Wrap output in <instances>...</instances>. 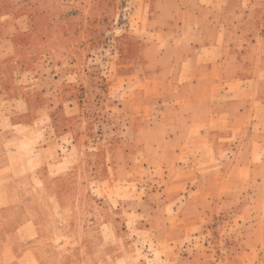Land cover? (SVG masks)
Returning a JSON list of instances; mask_svg holds the SVG:
<instances>
[{"label": "rangeland", "instance_id": "374dc122", "mask_svg": "<svg viewBox=\"0 0 264 264\" xmlns=\"http://www.w3.org/2000/svg\"><path fill=\"white\" fill-rule=\"evenodd\" d=\"M185 1L0 0V91L14 85L23 97L40 91L47 100L75 99L68 113L75 112L77 119H68V125L78 130V138H55V146L73 147L72 161L88 159L78 146L89 156L88 147L105 151L96 160V175L105 182L90 183L98 178L92 179L87 164L82 175L105 202L106 219L96 231L65 233L68 243L83 239L87 264H264V9L226 7L211 15L219 27L212 25L206 40L219 28L213 41L216 49L224 47L216 61L222 72L197 78L212 84L211 113L223 107L245 111L242 129L227 127L221 115L211 119L207 112L206 121L178 126L212 129L209 137L167 142L143 135L163 109L175 111L171 104L195 97L184 95L186 87L166 84L167 68L183 50L176 31L187 16L180 8ZM193 1L198 0L189 5ZM171 41L175 47L167 52ZM204 91L199 89L197 98ZM1 104L8 107V98ZM59 107L51 112L61 113ZM35 123V129L53 125ZM1 129L30 138L20 143L0 138L8 162L0 167V198H5L0 199V226L8 227L33 215V201L13 199L29 189L14 188L12 176L30 172L22 161L45 139L33 137L32 128L11 127L8 118ZM254 130L260 134L250 135ZM179 142L191 144L192 151L171 152ZM132 145L138 150L127 159L125 148ZM129 158L135 159L133 168L126 167ZM99 214L95 206L87 208L90 226L104 219ZM70 215L56 211L57 224L68 225ZM4 235L0 257L7 258L11 234Z\"/></svg>", "mask_w": 264, "mask_h": 264}, {"label": "crops", "instance_id": "0c3cea01", "mask_svg": "<svg viewBox=\"0 0 264 264\" xmlns=\"http://www.w3.org/2000/svg\"><path fill=\"white\" fill-rule=\"evenodd\" d=\"M188 1L191 0H186L180 7L183 14L187 16L182 17L181 20L179 19L176 31L178 43L182 46L183 50L179 52L180 58L177 62H173L167 68L169 77L166 84L174 85L175 83L176 85L186 87L184 88L186 89L184 95H194L195 97L194 99L185 100V103L179 105H175L174 103L171 104L173 108L175 107V111L169 112V110L163 109L161 114H157L156 117L149 122L143 135L155 140L162 138L167 142H173L175 139H183L189 136H193L197 139L215 134L212 129L195 131L191 130L192 128L185 130L178 126V123L192 125L200 119L206 121V113H211V106L215 95L210 89L212 84L209 82V79L205 81L197 80L199 74L213 77V72H216L215 74L222 72V68L220 67L219 69L220 64L217 65L216 61L218 58L222 57L224 47H222V45L221 48L216 49V47H214L216 41H213L214 37H217L220 33L219 28L215 27L212 38L209 36L208 40H206L207 35H210L209 28H211L212 25L218 26L217 24L219 22L218 21L215 25V19L213 20L211 15L216 13L218 11L217 9H220L219 11L229 8L254 9L258 12L264 9V2L259 3L258 0H223L220 6L217 4L218 1L216 0H198L199 2L193 1L190 5ZM148 6L150 7L149 4H147V7ZM193 19L197 20L195 26H193L195 23ZM208 23H210V25H208ZM248 36L249 35H247V38ZM224 41L226 40L223 39V42ZM168 43L169 44L165 47L166 51L175 47L174 41ZM161 46L162 45H160V47ZM199 89H205V91L197 98ZM23 96L22 94L16 93V87L14 85H11L7 93L0 91V104L3 100L6 102V98H8L9 101L8 107L3 104L0 105V138L6 135L7 131L1 129V125L2 122L8 118L11 122V127L23 126L25 128L29 127V129L32 128L33 137L36 135L43 136L45 140L39 145L36 144V146H33L30 155H28V157L25 156L22 161L23 169L30 168V172L26 175L12 176L13 183L11 184L14 188L16 187L18 190L19 186H23L25 189H29L27 194L19 192V196L13 199L27 202L33 201V215L30 214V218L23 224L8 227L3 225L0 226V234H11V236L8 237L9 255L7 258L0 257V264H80V259L78 257L80 254L82 256V264H87L85 256L83 255V239L80 238L81 240H76L75 243H68L65 233L72 232L73 234H78L80 230L82 231L83 229H95L96 231V227H101V223L106 219L105 202H103L101 198L96 197L95 192H93L94 189L92 190V188L89 187V182H87L82 175L87 164V166L92 168V179L98 178L97 181H90V183L105 182L101 177H97L96 175V160L100 162L102 153H105V151H103L102 147L95 146L92 148L93 150L88 147V150L92 151V154L89 156L84 147L77 145L81 155H84L86 158L88 157V159L83 158V160L80 161L70 160L68 157H70L69 153L73 151V147L65 146L64 144L62 146H55V138H57V140H63L67 137H72L75 141L78 138V130L68 125V122H70L68 119H77L75 118V112L68 113L69 108L75 107V99L66 100V98L62 96L61 100L59 98H56V100H47L41 95L40 91L25 93V97ZM22 100L25 103V108L22 106ZM237 103L240 104V102ZM58 105H61V107H59L61 113L51 112L53 109H56ZM219 106L221 108L223 104H219ZM77 107L80 113L81 104L79 103ZM173 108L171 110H173ZM7 110L11 113L8 117L6 115ZM199 112H201V115H199ZM219 115L223 117V121L227 127L231 126L238 130L242 129L241 122L245 116V111H243L242 108L225 109V107H223V109H219L218 112L214 113L212 111L210 118L213 119ZM142 117L141 120L143 121ZM64 120H66L67 123L59 126L58 124L60 122L63 123ZM39 121H50L51 123L53 122V125L51 127L38 126L37 129H35L33 125L36 124L35 122ZM51 128L53 132H51ZM162 131H164V133ZM259 131L260 130L251 131L250 135H259ZM6 137L11 138L15 143L25 142L26 139H30L13 130H10ZM173 145H177L175 146L177 148L170 149V151L176 154L192 151L190 148L191 144L188 143L179 142L177 144L173 143ZM115 147H118V145L116 144L111 148ZM111 148L110 150L113 151ZM135 148L138 150V146H126L125 149L127 150H125V152L127 159V155L135 154ZM142 149L144 148L142 147ZM16 151L19 153V149ZM13 152L16 153L15 151ZM5 154L6 151L0 147V167L8 165V162H4ZM91 158L92 160H90ZM134 162L135 159L129 158V161L126 160V167L133 168ZM72 171L73 173H71ZM2 181L1 179L0 182ZM106 182L110 183V181ZM112 182L113 181H111V183ZM72 185L73 189L71 187ZM0 199L3 200L5 198L1 197ZM10 199H12V197H10ZM35 202H40V204L36 206ZM56 205L57 208L55 207ZM94 206L101 214H99V216H104V219L101 221L98 220V224H93L92 227L90 226L91 219H88L86 211L87 208H94ZM56 211L62 213L70 212L74 217L70 215L72 218H69L67 221L68 225L67 223L65 225H59L55 218ZM41 215L45 216L46 220L41 219ZM93 215H95V212ZM75 217H78V222H76ZM82 222L83 225H81ZM93 222H96V220ZM85 223H87V225H85ZM70 252L71 255H69ZM72 254L75 256L72 257Z\"/></svg>", "mask_w": 264, "mask_h": 264}]
</instances>
